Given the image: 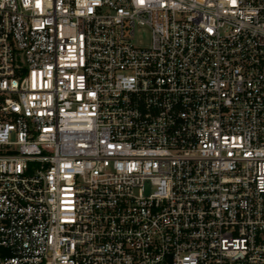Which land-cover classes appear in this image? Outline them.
<instances>
[{
  "label": "built area",
  "instance_id": "built-area-1",
  "mask_svg": "<svg viewBox=\"0 0 264 264\" xmlns=\"http://www.w3.org/2000/svg\"><path fill=\"white\" fill-rule=\"evenodd\" d=\"M0 264H264V0H0Z\"/></svg>",
  "mask_w": 264,
  "mask_h": 264
},
{
  "label": "rangeland",
  "instance_id": "rangeland-1",
  "mask_svg": "<svg viewBox=\"0 0 264 264\" xmlns=\"http://www.w3.org/2000/svg\"><path fill=\"white\" fill-rule=\"evenodd\" d=\"M145 41H146V42L148 41V36H147V35L145 36Z\"/></svg>",
  "mask_w": 264,
  "mask_h": 264
}]
</instances>
